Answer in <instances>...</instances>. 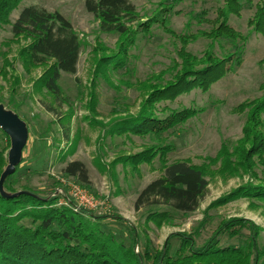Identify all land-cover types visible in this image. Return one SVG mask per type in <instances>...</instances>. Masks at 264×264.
Masks as SVG:
<instances>
[{
  "label": "trees",
  "instance_id": "1",
  "mask_svg": "<svg viewBox=\"0 0 264 264\" xmlns=\"http://www.w3.org/2000/svg\"><path fill=\"white\" fill-rule=\"evenodd\" d=\"M21 1L0 0V27L10 24L15 39L24 37L28 40L18 51L22 67L27 73L44 67L36 83L56 100H61L59 80L62 73H76L81 38L72 22L60 11L34 4L23 6L16 19L11 21L10 14ZM181 1L162 0L151 17L141 20L131 0H84L85 10L98 21L99 31L117 36L115 51L100 43L93 48L95 53L99 52L94 66L97 78L107 72L126 69L129 51L136 45L138 33L150 34L156 23L181 40L169 67L146 79V92L137 111L117 115L105 125V134L138 135L150 139L151 143L143 150L117 156L112 162H121L124 167L130 166L139 172L141 164L152 166L158 159L161 175L146 184L134 202L135 210L142 211L144 222L157 226L173 222L177 215L195 211L209 186L207 176L210 171L206 163L196 165L186 159L168 161L173 147L166 140L168 134L180 130L200 110L194 106L172 108L168 102L195 89L207 91L236 69L242 62L246 36L230 25L229 17L239 14L243 7L252 6L251 0H225L217 7L213 26L201 33L212 39V45L214 42L219 45V53L210 47L197 55L187 49L192 34L178 35L170 27L168 13L177 12L175 6ZM255 6L249 23L253 24L252 30L264 35V0ZM206 14L204 9L194 17L200 21ZM260 87L263 90L261 97L241 104L246 110L242 137L234 145L222 144L218 155L209 158V163L219 162L216 171L221 175L248 174L255 181L249 179L241 183L211 202L209 207L239 197H248L252 204L264 206V80ZM95 88L93 84L89 102L93 112ZM13 109L18 113L16 108ZM65 135L68 139V132ZM9 144V135L0 128V173ZM62 173L82 185L91 184L88 169L81 160L69 161ZM20 177L17 167L3 181L5 191L18 192L16 195L0 194V264H264V229L249 219L222 220L214 233L198 244L199 228L206 222L203 219L193 232L170 233L159 248L132 224L127 227V236L117 234L104 223L108 217L125 222L123 217L97 215L72 201L60 203V195L42 194L20 182ZM223 237L227 240L237 237L239 243L224 241ZM172 239L178 242L174 250Z\"/></svg>",
  "mask_w": 264,
  "mask_h": 264
},
{
  "label": "rangeland",
  "instance_id": "2",
  "mask_svg": "<svg viewBox=\"0 0 264 264\" xmlns=\"http://www.w3.org/2000/svg\"><path fill=\"white\" fill-rule=\"evenodd\" d=\"M131 1L142 20L151 17L162 0ZM224 1L182 0L175 6L177 12L168 13L170 27L178 35L192 34L193 38L187 43V49L192 53L202 55L210 47L219 53V45L216 42L212 45V39L201 31H207L213 26L216 9ZM251 1L252 6L243 7L239 14H231L229 17L230 25L246 36L242 62L207 91L195 89L168 102L172 108L194 106L200 109L180 130L168 134L166 140L173 144L168 161L186 159L196 165L206 163L210 171L207 176L209 186L195 211L177 215L173 222L157 226L144 222L142 211L135 210L134 202L138 192L161 175L158 159L152 166L141 164L139 172L133 171L130 166L124 167L121 162H112L117 156L143 150L151 143L150 139L138 135L105 134V125L117 115L137 111L146 92V79L169 67L176 57V49L181 46V40L156 23L150 34L143 36L138 33L136 45L129 51L126 69L107 72V75L97 78L94 76V66L99 52L95 53L93 48L100 43L115 51L117 36L99 31L98 21L85 10L84 0H22L11 12V21L16 19L20 9L26 5L58 10L72 22L82 46L77 71L75 74L62 73L59 85L63 99L56 100L36 83L44 67L34 68L30 73L22 67L18 51L28 40L24 37L15 39L10 24L0 27V103L13 111L16 108L17 115L27 128L19 160L14 164V170L18 167L20 172V182L42 194L60 195V203L72 201L82 207L84 205L72 193L76 189L85 191L95 202L94 207L85 209L97 215L117 214L127 221L125 223L109 217L105 219L104 223L117 234L125 233L128 236L127 227L132 224L141 235L147 234L159 248L170 233L193 232L203 219L206 222L199 228L198 244L207 240L225 219L246 218L264 229V206L260 203L252 204L248 197L209 207L211 202L250 179L248 174L221 175L216 171L219 162L209 163V158L218 155L222 144L234 145L242 137L246 110L242 109L241 104L263 95L260 85L264 80V35L252 30L253 24L249 23L256 9L255 3L261 0ZM204 9L207 14L198 21L194 15ZM92 83L96 87L94 112L89 109ZM50 106L52 108L49 110ZM66 132L69 134L68 139ZM10 148L9 144L4 152L5 161L1 173L10 162ZM72 160L84 162L90 186L63 175V168ZM23 169H26L25 173ZM262 235L264 237V232ZM227 241L239 243L237 237ZM171 242L174 250L178 242L176 239Z\"/></svg>",
  "mask_w": 264,
  "mask_h": 264
},
{
  "label": "water",
  "instance_id": "3",
  "mask_svg": "<svg viewBox=\"0 0 264 264\" xmlns=\"http://www.w3.org/2000/svg\"><path fill=\"white\" fill-rule=\"evenodd\" d=\"M0 128L10 137L9 163L0 176V194L4 196L16 195L8 193L3 187L5 177L14 170V164L19 160L22 146L27 137V128L25 122L11 109L5 108L0 103Z\"/></svg>",
  "mask_w": 264,
  "mask_h": 264
},
{
  "label": "built area",
  "instance_id": "4",
  "mask_svg": "<svg viewBox=\"0 0 264 264\" xmlns=\"http://www.w3.org/2000/svg\"><path fill=\"white\" fill-rule=\"evenodd\" d=\"M72 194L80 201L81 204L84 205V207L95 206V202L85 191L76 189L75 192H73Z\"/></svg>",
  "mask_w": 264,
  "mask_h": 264
}]
</instances>
